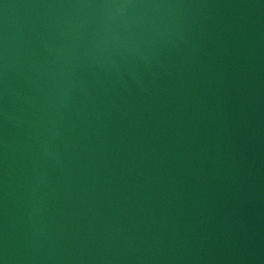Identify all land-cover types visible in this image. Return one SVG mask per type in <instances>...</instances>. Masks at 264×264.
Segmentation results:
<instances>
[{
	"label": "water",
	"instance_id": "obj_1",
	"mask_svg": "<svg viewBox=\"0 0 264 264\" xmlns=\"http://www.w3.org/2000/svg\"><path fill=\"white\" fill-rule=\"evenodd\" d=\"M0 264H264V0H0Z\"/></svg>",
	"mask_w": 264,
	"mask_h": 264
}]
</instances>
